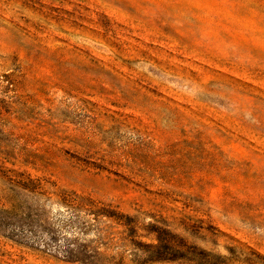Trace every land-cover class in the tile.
<instances>
[{"label": "rangeland", "instance_id": "rangeland-1", "mask_svg": "<svg viewBox=\"0 0 264 264\" xmlns=\"http://www.w3.org/2000/svg\"><path fill=\"white\" fill-rule=\"evenodd\" d=\"M0 264H264V0H0Z\"/></svg>", "mask_w": 264, "mask_h": 264}]
</instances>
